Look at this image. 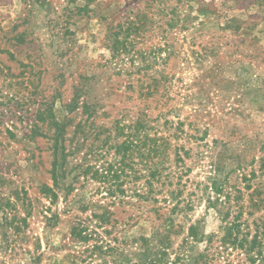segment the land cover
<instances>
[{"label": "rangeland", "instance_id": "obj_1", "mask_svg": "<svg viewBox=\"0 0 264 264\" xmlns=\"http://www.w3.org/2000/svg\"><path fill=\"white\" fill-rule=\"evenodd\" d=\"M84 3L0 0V264H114L119 253L135 260V240L152 230L149 209L168 214L166 191L155 205L143 204L138 218H128L136 207L110 206L117 222L98 232L115 252L91 254L92 240L86 248L70 236L75 222L110 200L91 172L119 159L111 147L123 139L114 137L116 122L141 116L151 134L168 136L163 164L180 175L169 188H181L180 198L193 203L173 215L183 229L202 218L206 232L217 230L219 218L206 202L209 177H224L239 160L245 172H256L252 186L264 181V0H92L86 14L76 9ZM111 21L137 22L126 51L109 48ZM54 118L68 120L65 146L72 152L64 189L50 203L40 186L52 182ZM119 181L127 188L143 178ZM229 259L251 264L235 251Z\"/></svg>", "mask_w": 264, "mask_h": 264}, {"label": "trees", "instance_id": "obj_2", "mask_svg": "<svg viewBox=\"0 0 264 264\" xmlns=\"http://www.w3.org/2000/svg\"><path fill=\"white\" fill-rule=\"evenodd\" d=\"M91 1L85 0V3L76 9L84 14L89 13L94 9L89 5ZM125 24V26L120 23L113 25V21L107 24L105 38L109 48L116 54L126 51L129 36L138 29L135 21ZM77 101L78 92L67 105L70 110L76 107ZM82 107L89 108L87 102H82ZM66 120L59 121L54 118L52 121L50 166L52 182L40 186V193L49 199L50 203L57 198V191L64 189L65 185L62 180L67 172V156L70 151L65 146V132L68 125ZM178 126L177 129H180V125ZM153 129L148 120L141 116L131 120L129 124L115 123L114 137L116 139L122 136L123 139L115 142L111 147L114 148L115 155L119 156V159L116 160L115 165L107 163L106 166H98L91 172V178L102 182L104 195L110 200L100 206V211H93L89 217L74 223L70 231L72 240L86 245V248L89 247L88 242L92 240L91 254L95 250L101 252L104 247L115 252L118 248L111 246L98 232V228L103 230L106 225L117 222L116 218H112L114 210H111L110 206L124 204L136 207V212L131 211L128 218H138L143 213V204L155 205L159 201L155 195L166 191L169 199L164 197L162 200L172 202L167 209L168 214H158L161 206H152L149 209L155 215L152 219V230L149 236H140L138 241L135 240L139 246L135 260L119 253L117 259L113 260L114 264H209L221 260L229 264V255L234 251L244 256L251 264H264V181L256 182L252 186L249 181L257 174L254 170L245 172L243 162L239 160L236 167L224 177H209V184L205 185L207 208L215 210L219 218V226L216 231L206 232L203 219L198 218L189 220L183 229V225L175 221L173 215L192 209L193 203L192 200L185 201L180 198L181 188H169L172 185L170 178L176 174V178L179 179L180 175L167 169L163 164L168 148V136L159 134L156 129L151 134L150 131ZM176 155V160L182 161L181 156ZM138 164L140 167H137ZM216 165L211 164L214 171H218ZM113 166L116 168L113 169ZM90 167L83 169L82 173L90 171ZM125 169H128V173ZM235 171L240 174L238 182L237 175L233 182L231 180L233 176L231 173ZM259 171L261 174L264 171V160ZM122 175L130 177L133 181L143 178V181L123 188L122 182L119 181ZM240 182L245 183L243 187L239 186ZM165 185L167 188L163 190ZM65 187L68 190L69 186ZM207 190L213 195H209ZM120 196L128 199L124 200ZM180 233H183L182 237L176 241L175 236Z\"/></svg>", "mask_w": 264, "mask_h": 264}]
</instances>
